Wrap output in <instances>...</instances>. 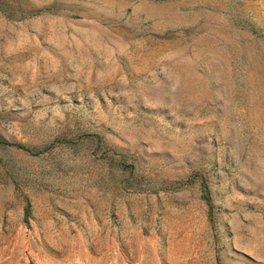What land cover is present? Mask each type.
Returning a JSON list of instances; mask_svg holds the SVG:
<instances>
[{"label": "rangeland", "instance_id": "374dc122", "mask_svg": "<svg viewBox=\"0 0 264 264\" xmlns=\"http://www.w3.org/2000/svg\"><path fill=\"white\" fill-rule=\"evenodd\" d=\"M0 138V264H264V0H0Z\"/></svg>", "mask_w": 264, "mask_h": 264}, {"label": "trees", "instance_id": "16d2710c", "mask_svg": "<svg viewBox=\"0 0 264 264\" xmlns=\"http://www.w3.org/2000/svg\"><path fill=\"white\" fill-rule=\"evenodd\" d=\"M0 144H7V142H5L3 139L0 138ZM19 148H22L24 150H27V148H25L22 144H13ZM29 151V150H27ZM33 153H39V151H35ZM201 195L205 198L206 201H208V196L206 194V188L204 186H201Z\"/></svg>", "mask_w": 264, "mask_h": 264}]
</instances>
